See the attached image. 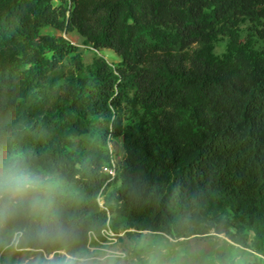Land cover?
I'll list each match as a JSON object with an SVG mask.
<instances>
[{"label": "trees", "instance_id": "trees-1", "mask_svg": "<svg viewBox=\"0 0 264 264\" xmlns=\"http://www.w3.org/2000/svg\"><path fill=\"white\" fill-rule=\"evenodd\" d=\"M44 27L119 61L63 63L77 47ZM0 151L63 178L81 244L110 225L260 247L264 0H0Z\"/></svg>", "mask_w": 264, "mask_h": 264}, {"label": "clouds", "instance_id": "clouds-1", "mask_svg": "<svg viewBox=\"0 0 264 264\" xmlns=\"http://www.w3.org/2000/svg\"><path fill=\"white\" fill-rule=\"evenodd\" d=\"M63 178L30 157L0 151V264H179L170 238L142 235L125 247L80 243Z\"/></svg>", "mask_w": 264, "mask_h": 264}, {"label": "rangeland", "instance_id": "rangeland-1", "mask_svg": "<svg viewBox=\"0 0 264 264\" xmlns=\"http://www.w3.org/2000/svg\"><path fill=\"white\" fill-rule=\"evenodd\" d=\"M41 33L61 35L71 44L77 47L76 51L70 52L65 56L63 63H69L74 52H78L80 59L88 63L93 57L102 56L109 63L119 61V56L110 48L93 49L82 42V37L75 31L65 33L63 31L44 27ZM224 50V43L218 42L215 46V52L220 53ZM109 148L113 153L112 158L116 159L121 154L122 148L120 139L116 138L109 142ZM116 155V156H115ZM110 230L115 233L116 240L106 242L104 238L89 235L88 246L95 248H117L125 247L131 242L137 240L142 235L153 238H170L174 243L171 245L169 256H173L179 264H264V241L260 247L256 246L252 240V232L245 230L242 232L246 236V245L239 244L231 240L224 233H217L209 227L202 233L195 232L190 235H169L157 231H141L139 233L124 234V231H133L132 229H123L121 226L117 230Z\"/></svg>", "mask_w": 264, "mask_h": 264}, {"label": "built area", "instance_id": "built-area-1", "mask_svg": "<svg viewBox=\"0 0 264 264\" xmlns=\"http://www.w3.org/2000/svg\"><path fill=\"white\" fill-rule=\"evenodd\" d=\"M111 165L114 166V159L113 158H111ZM103 170L106 171V172H108L110 175H113L114 174L113 167H104ZM99 202H100V204L102 203V201H99ZM99 233H100V236L102 238H104L106 242H108V241L109 242H112V241H115L116 240L115 233H113L110 230V228H109L108 225L106 227L102 228ZM90 235H92L94 238L97 237L94 234H90Z\"/></svg>", "mask_w": 264, "mask_h": 264}]
</instances>
